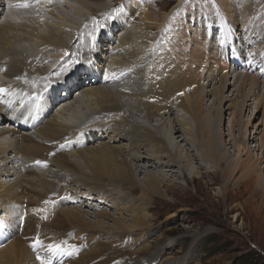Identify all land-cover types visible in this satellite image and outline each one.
Masks as SVG:
<instances>
[{
    "label": "bare ground",
    "instance_id": "6f19581e",
    "mask_svg": "<svg viewBox=\"0 0 264 264\" xmlns=\"http://www.w3.org/2000/svg\"><path fill=\"white\" fill-rule=\"evenodd\" d=\"M14 1L17 0H0V88L6 90L0 93V264H36L34 259L41 264L43 258L48 264H108L110 258L103 257L106 248L132 244L137 245L128 254H122L125 264H157L160 261L189 264L186 257L163 259L162 253L166 251L163 249L175 244L176 239L160 234L154 243L160 251L145 243V239L149 227L154 225L149 212L153 196L161 198L165 192H170L167 181L178 179V173L193 181L202 173V163L209 168L213 182L219 183L223 194L234 193L235 203L230 210L264 212V186L258 174L264 166L263 154L257 155L253 162L248 161L251 159L250 142H263L261 136L256 137L260 131L255 128L250 132L244 125L237 128L238 137L233 135L237 123L233 119L241 112L250 111L248 102L254 89L259 87L258 76L264 74V68L251 75L247 72L255 70L260 62L264 67V51L260 50H264V44L257 47V51L241 55L231 46L232 36L237 38L234 33L229 43L223 40L219 53L215 41L204 43L200 33L193 30L195 33L190 37L194 38L184 53L183 46L189 34L181 30L175 32L171 27L165 36L167 44L160 46L164 51L157 49V56L146 70L143 64L149 62L155 41L151 35V12L147 6L137 7L140 0H132L131 8L122 13L123 33L116 36L113 32L117 28L105 24L98 31L101 34L95 35V47L89 35L79 39L80 36L73 32L76 28L78 33L91 28L95 31L99 23H106L111 8L106 0H39L36 6L33 2L28 5L37 11L35 13L23 7L4 11L6 4ZM220 1L223 10H232L227 0ZM240 6L241 11L245 10L244 5ZM212 11L219 15L220 10ZM100 12L106 16L91 20L87 17ZM203 13L195 17H202ZM209 14L204 13L203 18L208 19ZM83 18L88 22H81ZM241 20L243 27L250 26L253 21L245 13ZM207 21L200 20L204 28L211 26ZM220 22L227 33L229 30L233 33L227 22ZM220 22L215 24L220 25ZM103 37L115 50L111 56H107L108 45L100 42ZM245 41L239 39L242 48ZM74 43L76 47L72 46ZM80 45L83 50L78 49ZM228 46L232 49L230 53L235 55L231 62ZM70 51L81 58L82 66L77 62L75 67L83 71L68 75L71 68L66 72L59 70L70 64L71 58H65ZM159 61L166 62L164 69L173 65V70L164 75ZM129 67H136L134 77L128 78L127 83L116 84L112 76ZM237 68L241 74L233 72ZM92 72L99 82L85 85ZM212 77L217 88L208 91L202 82ZM230 85L234 86L230 94L232 99L223 96ZM74 87L75 93L63 102L51 101V92H60L63 96ZM48 90L44 102H27L31 94L40 99ZM24 93L25 99V95L21 97ZM211 93L217 108L203 111V100ZM225 100H232L228 109L233 103L227 125L228 139L223 138L219 123ZM263 106L264 97L257 99L254 111L259 113ZM173 110L178 114L172 121L169 115ZM262 111L264 120V109ZM142 114L145 123L139 120ZM156 116L160 117L159 122L152 124ZM31 120L34 122L30 125L26 123ZM181 136L180 141L194 145L197 153H193L192 146L186 148L174 141ZM227 145L239 155L234 162ZM240 156L245 158L240 159ZM193 162L200 163L194 167ZM159 164L162 167L158 169ZM49 175L57 181L50 180ZM68 176L71 179L67 180ZM122 186L132 194L136 189L137 195L113 206L118 216L101 210L104 206L101 195L108 191L111 199H119L120 194L114 191L122 192ZM255 220L254 225L263 223L260 216ZM50 227L57 228L55 235L50 233ZM37 239L41 242L38 245ZM32 242L34 245L29 251L26 243ZM77 242L89 245L92 250L78 255L74 246ZM49 244H60L63 254L53 255L47 249ZM154 248L153 254L160 257L145 259Z\"/></svg>",
    "mask_w": 264,
    "mask_h": 264
},
{
    "label": "rangeland",
    "instance_id": "374dc122",
    "mask_svg": "<svg viewBox=\"0 0 264 264\" xmlns=\"http://www.w3.org/2000/svg\"><path fill=\"white\" fill-rule=\"evenodd\" d=\"M131 1L132 0H106L107 6L109 5L111 6V8L108 9L107 16L100 12L99 13L100 15L89 14L87 15V17H90L88 19L91 20L92 17L98 19L101 17V15L106 16L107 21L102 25L105 24L114 25L117 29L113 33L116 36H120L123 33V29H121L123 27L122 13L127 8H131L132 5ZM217 1L219 4H216L215 0H140V6L137 5V7L140 8L142 6L143 7L147 6L146 8L149 7V11L151 12L150 20L153 22L151 28V35L155 41L153 43V47L151 48L152 55L149 59L150 65L148 64L149 62H145L143 64L144 67H147L146 70L149 69V67L152 65L154 61L155 56H157L158 54L157 49H162V47L160 46H165L167 44L165 36L169 32L171 27L174 28L175 32H179L181 30L189 34L187 36V38L189 37V39H186V43L183 46L185 47V49H183L182 47L184 53H187L186 46H188L190 44V41L194 38L192 36L190 37V35L195 33V31L193 30H196V32L198 31L197 33H200L199 37L201 40H203L204 43H208L210 42V40L213 42L215 41L218 44L217 51L219 53L222 50L221 44L223 40L226 42L228 41L229 43L230 41L229 37L234 33L237 34L236 35L237 38H234V36H232L231 46L233 45V47L237 50L238 53H242L241 55H244L247 52H252L253 50L257 51L256 50L257 47L259 49L260 47L264 46L263 45L264 44V0H227L228 4L230 5L229 10L232 9L230 12L227 11L226 9L223 10L224 5L222 6L220 4L221 3L220 0ZM240 5H244L243 7L245 10L241 11ZM116 6L118 7V9H122L118 13L116 12L115 9ZM59 7L61 6L59 5ZM212 7L213 9L220 10L219 15L215 14V12L212 11L213 10ZM203 12L208 14L210 13L208 15V19L206 18L205 20V18H203L204 16ZM200 13L201 14L203 13V16L202 17L198 16L196 18L195 16L201 15ZM244 13L246 16L249 15L250 18L254 21V23L252 21L250 26L248 25L249 27L248 26L243 27V25L242 26L240 25V23L242 24L241 15ZM164 14L166 15L164 16ZM113 15L116 16V19L114 20L110 18ZM260 18L263 19L260 20ZM234 19H236V22H232ZM200 20L201 22H206L207 20H209L207 21V23L211 24V26L208 25V27L204 28ZM95 21L97 20L95 19ZM220 21L227 22L229 27L233 30V33L230 30L227 33V30H224L223 28L224 24L221 23ZM81 22L87 23L88 20L85 21V18H83ZM219 22L220 25L215 24ZM234 23L235 24L238 23V24L234 26L232 25ZM98 26H101V24L99 23ZM91 31L92 28L91 30L86 29V31L82 30L78 33V29L76 28V31L74 30L73 33L74 35L78 34L80 36L79 39H81V37L89 35ZM93 33L96 35L97 31H94ZM248 35H252V37L249 38L247 37ZM225 36H228L226 40L224 39ZM239 39L241 41L246 40L245 43H243L244 46L243 48L240 46ZM100 42H104L105 45H108L107 49L108 48L109 49L107 50V56L113 55L115 50L113 49L111 44L109 46V44H107V42L104 41V37ZM72 46L76 47V43H74ZM78 49L83 50L82 45L78 46ZM162 50L164 51V49ZM231 50H232L231 47L228 46L227 55L230 62H231V57L232 56L233 58L235 57L234 54L230 53ZM260 50L264 51L262 49ZM65 58L68 59L71 58L69 62L70 64H66V66H63L59 71L66 72L67 68L69 67L68 69L70 68L71 69L68 70V75L78 72L75 66H77L76 64L77 62H79L80 66H82L81 58L75 57L72 54V51L65 54ZM159 62H162L161 65H163V70H164L162 72L165 73L164 75H168L169 71L173 70L172 68L173 65L168 66L169 68L167 67L168 69L165 68L166 69L165 70L164 66L166 62L165 61H159ZM262 68L264 67L259 66L255 70L258 72ZM158 71L156 73H158ZM236 71L239 74H241L239 72L241 70H239L238 68L233 72ZM253 73L254 70L250 71L249 74L251 75ZM232 75H234V73H232ZM232 75L230 78V83L233 82ZM258 77L260 82L259 87L254 89V94L248 102L249 104H251L250 111L247 110L245 112H241V114H238L241 117L237 115L236 118L233 119V121L235 119L237 120V123H235L233 127V135H235L236 137L239 136L237 132V128H243L247 126L249 127L250 132H253L255 128H257L258 132L260 131V134L256 135V137L258 138L259 136H261L263 142L261 143L259 141L250 142L251 148L249 153L251 155V159L248 160L249 162H253L257 155L259 156L260 154H263L264 157V120L262 116V112H263L262 110L264 109V106L260 109L259 113H256V110L254 111L255 109L254 106L257 102V99L264 97V75H259ZM212 78H210L211 81L208 79H204L202 82L203 86L205 85L204 87H206L205 89L208 91L211 90L213 87H214L213 89L217 88V84H214L216 80L214 77ZM216 79H218V77ZM247 88L248 86L246 87V89ZM233 89L234 86L230 85L229 89L228 88L226 89L227 91H225L223 96L227 95L229 98L232 99L233 95L230 96V94L233 93ZM74 95L77 97L76 94ZM214 98L215 96L213 93L207 95L204 98L202 103L203 111H208L211 107L217 108V104L213 103ZM121 99L125 100V98H121ZM236 101L237 100L235 99V102ZM231 102L232 100L222 101V108L219 114L220 128L222 129V132H224L225 134V135L223 134V138L225 139L229 138L227 134L229 132V130H227L228 128L227 125H228V120H230L232 116L231 113L233 112V103L230 105L229 109H228L229 107L228 105ZM143 114L139 116L140 119L138 118L141 121V123L146 122ZM177 114L178 112L176 110H173L171 115H169V119L173 121V119ZM184 117L188 118L187 115H185ZM159 119L160 117L156 116L154 120L151 121V123L155 124L159 122ZM181 138L182 136L178 139L175 138L174 141L179 142L180 145L185 146L186 148L192 146V145H188L186 141H180ZM257 144L260 146L257 147L258 146ZM226 147H228L229 154L231 155V159L234 162L239 157V155H237V151L234 150V148L229 147L228 145ZM191 148L193 149L192 150L193 153H197L196 152L197 150L195 149L194 145ZM49 155L52 156L53 152H51ZM241 158L244 159L245 156H240V159ZM193 163L192 166L196 167V165L198 166L200 162H197V164L196 162ZM160 166L162 167V165L159 164L158 169L161 168ZM202 166L203 168L200 169L202 173L199 174L198 177H195L193 181L190 182L187 177L186 179L182 178V176H180L181 173H178L179 175L178 179H172V180L170 179L169 181H167L168 183H170L168 185L170 192H165V190L163 189V192H165L164 197L160 198L159 196H153L151 202L152 206L149 212L151 215V222L154 223V225L149 227V232L147 233V239H145V243L148 242L149 246L151 245L160 251L161 248H159V246L154 244L159 239V235L161 234L163 235V237H172L174 238V240L176 239L175 244L171 243L169 247L163 249L166 250L165 252L162 253L163 259L172 258L173 260H177V259H182V257H186V260L189 264H194V263L195 264L197 263L198 264H241L240 258L242 256H245L248 259V263L245 264H264V212L255 213L251 210L249 213H246V212H241L239 209L236 208L230 210V207L232 205L234 206L235 203L234 193L232 191H229L228 194H223L221 192L219 183L213 182L214 179H212V177L210 176L209 168L205 167L206 165H204L203 163ZM174 169H176V167ZM152 170L154 172L157 171L154 170V168ZM204 172L207 173L204 174ZM136 173L139 174L138 169L136 170ZM258 174H259V179L261 180V184L264 186V166ZM140 176H142L141 173ZM48 178L49 179L51 178L50 180H56L54 179L55 177L54 178L50 177V175L48 176ZM69 179H71L70 176L67 177V180ZM124 186L120 188L122 189V192L114 191L115 193L120 194L121 198L119 199H117L116 197L111 199V193H109L108 191H106L104 195H101L102 197L101 200L103 201L104 206L107 205V207L108 206L110 207L105 208L104 206H101L100 209L101 210L104 209L109 213H112L113 216H118L117 211L113 206L116 205V203L118 202L126 203L127 201L130 200L131 197L137 195L136 189L133 192L134 194H132V191L128 192ZM114 192L112 191V193ZM123 196L126 197L123 198ZM123 216L127 218V215L124 214ZM256 216L262 217L263 223L254 225V222L256 221L255 220ZM87 217L93 220V218L89 216ZM106 221L109 224H111V221L109 220ZM56 230L57 228L50 227L51 234L55 235ZM80 244L81 242H77V245H74L76 251H78V255H80L81 253L86 254L87 252L92 250L89 245L87 244L80 245ZM26 245L30 251L33 248L34 243L33 242L26 243ZM136 245L137 244H132L126 247L110 245L109 248H106L104 250L105 255L103 257L110 258L109 260L111 261H109L108 264H125V262L122 261L123 259L122 257L125 254H128V252H131L134 249V246L136 247ZM74 246L72 245L69 248L71 249ZM155 248L152 249L151 251L149 250L150 252L148 251L149 254L145 256L147 257L145 259L154 258L156 256L155 254H153L156 252ZM33 255L34 254H32V256ZM156 257L159 258L160 256H156ZM34 262L38 264L37 260L35 259ZM157 264H164V263L163 261H160Z\"/></svg>",
    "mask_w": 264,
    "mask_h": 264
},
{
    "label": "snow or ice",
    "instance_id": "6c2138e0",
    "mask_svg": "<svg viewBox=\"0 0 264 264\" xmlns=\"http://www.w3.org/2000/svg\"><path fill=\"white\" fill-rule=\"evenodd\" d=\"M36 2H39V0H36ZM20 6H23V7H27V4H23V5H20ZM122 9H117L116 12L118 13L119 11H121ZM111 19H116V16L113 15L110 17ZM101 28L103 27V25L100 26ZM95 31H99V28H97ZM89 36L91 37L92 41H93V47H95V40H96V36L94 33H89ZM6 91L4 88H0V93ZM37 164L41 163V161H36ZM35 243L38 245L40 244V240L37 239L35 241ZM47 249L49 252H51L53 255H57V254H63L64 252V249L61 247L60 244H49L47 245ZM41 264H48L47 261H41Z\"/></svg>",
    "mask_w": 264,
    "mask_h": 264
},
{
    "label": "trees",
    "instance_id": "16d2710c",
    "mask_svg": "<svg viewBox=\"0 0 264 264\" xmlns=\"http://www.w3.org/2000/svg\"><path fill=\"white\" fill-rule=\"evenodd\" d=\"M240 262H241V264L248 263V259H247L245 256H242V257L240 258Z\"/></svg>",
    "mask_w": 264,
    "mask_h": 264
}]
</instances>
